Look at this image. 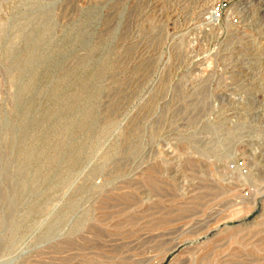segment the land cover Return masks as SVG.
<instances>
[{"label": "rangeland", "instance_id": "rangeland-1", "mask_svg": "<svg viewBox=\"0 0 264 264\" xmlns=\"http://www.w3.org/2000/svg\"><path fill=\"white\" fill-rule=\"evenodd\" d=\"M0 264H264V0H0Z\"/></svg>", "mask_w": 264, "mask_h": 264}]
</instances>
